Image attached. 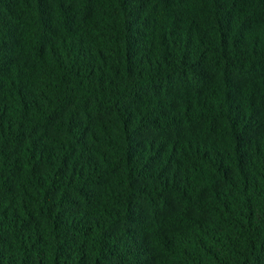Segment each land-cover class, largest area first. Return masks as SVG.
<instances>
[{"label":"trees","instance_id":"obj_1","mask_svg":"<svg viewBox=\"0 0 264 264\" xmlns=\"http://www.w3.org/2000/svg\"><path fill=\"white\" fill-rule=\"evenodd\" d=\"M0 264H264V0H0Z\"/></svg>","mask_w":264,"mask_h":264}]
</instances>
